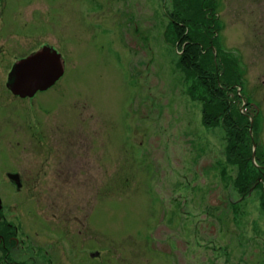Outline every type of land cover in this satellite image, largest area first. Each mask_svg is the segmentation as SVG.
<instances>
[{
    "label": "rangeland",
    "instance_id": "rangeland-1",
    "mask_svg": "<svg viewBox=\"0 0 264 264\" xmlns=\"http://www.w3.org/2000/svg\"><path fill=\"white\" fill-rule=\"evenodd\" d=\"M172 5L0 0V197L18 228L8 264H264L260 191L238 194L224 132L202 124L187 93ZM210 8L217 47L242 59L264 152V0ZM43 46L61 55L62 77L13 97V62ZM9 172L21 176L19 192ZM38 246L60 260H43Z\"/></svg>",
    "mask_w": 264,
    "mask_h": 264
},
{
    "label": "trees",
    "instance_id": "trees-1",
    "mask_svg": "<svg viewBox=\"0 0 264 264\" xmlns=\"http://www.w3.org/2000/svg\"><path fill=\"white\" fill-rule=\"evenodd\" d=\"M172 3V11L168 13L170 40L180 52L177 65L190 82L187 93L201 103L202 124L224 132V159L228 166L236 168L233 179L236 191L245 197L251 190H259L264 212V157L256 155L258 168L251 162L249 121L239 112L240 100L234 88L242 85L238 62L218 51L215 65L210 43H216L214 31L219 29V23L213 10L208 14L206 0H172ZM209 4L214 5L212 0ZM255 125L254 119V128Z\"/></svg>",
    "mask_w": 264,
    "mask_h": 264
},
{
    "label": "water",
    "instance_id": "water-1",
    "mask_svg": "<svg viewBox=\"0 0 264 264\" xmlns=\"http://www.w3.org/2000/svg\"><path fill=\"white\" fill-rule=\"evenodd\" d=\"M63 73V62L60 55L44 47L13 66L6 87L15 96L32 98L37 92H44L51 88ZM8 177L16 183L17 187H20L16 175Z\"/></svg>",
    "mask_w": 264,
    "mask_h": 264
},
{
    "label": "flooded vegetation",
    "instance_id": "flooded-vegetation-1",
    "mask_svg": "<svg viewBox=\"0 0 264 264\" xmlns=\"http://www.w3.org/2000/svg\"><path fill=\"white\" fill-rule=\"evenodd\" d=\"M58 159V158H57ZM59 160V159H58ZM6 219L5 214L0 210V221H3ZM4 230L0 233V250H2L3 258L5 259L6 263H12L11 259H8L11 249L13 248L12 239L13 236L9 235V228L6 224H3ZM52 247L48 246V249L51 250ZM40 256L43 260L48 259L49 262H52V260H57V262L60 259H57L59 257V252H48L43 246L40 248ZM42 264V263H41Z\"/></svg>",
    "mask_w": 264,
    "mask_h": 264
}]
</instances>
